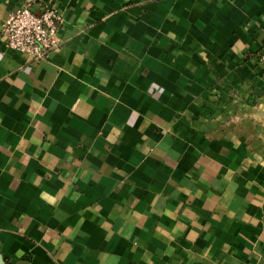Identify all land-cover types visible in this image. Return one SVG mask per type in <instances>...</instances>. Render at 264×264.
<instances>
[{
    "label": "crops",
    "instance_id": "0c3cea01",
    "mask_svg": "<svg viewBox=\"0 0 264 264\" xmlns=\"http://www.w3.org/2000/svg\"><path fill=\"white\" fill-rule=\"evenodd\" d=\"M263 44L264 0H0L2 264L264 263Z\"/></svg>",
    "mask_w": 264,
    "mask_h": 264
},
{
    "label": "built area",
    "instance_id": "2783aa9c",
    "mask_svg": "<svg viewBox=\"0 0 264 264\" xmlns=\"http://www.w3.org/2000/svg\"><path fill=\"white\" fill-rule=\"evenodd\" d=\"M60 21V12L55 5L45 4L34 11L26 3L7 14L1 23V34L10 49L39 59L58 47L57 29ZM258 61L264 67V44Z\"/></svg>",
    "mask_w": 264,
    "mask_h": 264
},
{
    "label": "water",
    "instance_id": "95a60500",
    "mask_svg": "<svg viewBox=\"0 0 264 264\" xmlns=\"http://www.w3.org/2000/svg\"><path fill=\"white\" fill-rule=\"evenodd\" d=\"M0 264H2V260H1V257H0Z\"/></svg>",
    "mask_w": 264,
    "mask_h": 264
}]
</instances>
